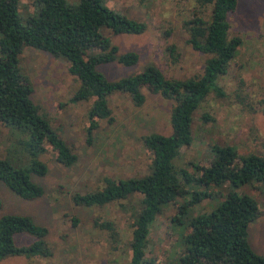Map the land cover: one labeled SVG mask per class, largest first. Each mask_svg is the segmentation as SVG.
<instances>
[{
    "label": "trees",
    "instance_id": "trees-1",
    "mask_svg": "<svg viewBox=\"0 0 264 264\" xmlns=\"http://www.w3.org/2000/svg\"><path fill=\"white\" fill-rule=\"evenodd\" d=\"M104 1L77 0L76 4L68 5L64 0H33L36 11L22 22L17 14L19 0H0V126L21 136L19 145L29 156L27 168H15L0 159L1 184L22 200H36L43 191L31 180V175L42 177L47 172L38 159L45 145L55 152L60 165L69 167L76 162V156L38 114L31 100L32 87L19 67L23 48H31L67 63V73L77 83L70 102H91L86 112L89 138L100 121L112 122L108 99L115 93L125 94L135 107L144 102L142 89L171 104L169 134L150 133L139 139L149 157L145 175L117 180L104 178L99 189L71 196L75 206L84 208H102L113 203L121 206L120 202L138 196V209L131 214L127 264L148 262L144 252L150 227L163 206L182 198L178 213L187 215L191 208L212 199L215 187L225 184L233 190L208 212L188 218L180 237L177 261L179 264H264V257L253 252L247 240L249 224L258 219L261 210L252 197L234 192L241 186L256 184L264 195V153L239 155L229 145H215L208 163L195 166V174L176 170L172 163L180 149L191 143L195 111L210 94L221 95L215 82L226 72L240 43L237 37L228 36V19L236 10L237 0H190L181 29L185 44L206 57L199 75L168 78L148 64L137 73L114 81L108 80L97 67L112 63L132 67L138 56L120 52L109 35H141L146 25L113 11ZM166 53L175 62L174 45H167ZM260 113L264 117V107ZM186 185L193 186V190L189 192ZM93 224L113 240L115 234H111L110 222ZM23 233L31 236L33 242L26 247L16 246L13 237ZM46 236L47 230L29 216L3 215L0 261L12 256L47 258L51 251Z\"/></svg>",
    "mask_w": 264,
    "mask_h": 264
},
{
    "label": "rangeland",
    "instance_id": "rangeland-1",
    "mask_svg": "<svg viewBox=\"0 0 264 264\" xmlns=\"http://www.w3.org/2000/svg\"><path fill=\"white\" fill-rule=\"evenodd\" d=\"M68 5L77 0H64ZM113 11L142 22L141 35H115L110 40L122 53L138 56L136 65L123 67L116 63L101 65L97 70L108 80L130 76L150 64L166 77L186 79L199 75L205 56L191 50L184 42L181 21L190 0H105ZM33 0H19L17 14L22 20L34 14ZM228 36L240 41L226 72L215 84L221 95L210 94L192 117V140L182 147L172 161L176 170L195 174L196 165H206L213 146L229 145L239 155L264 153V1L237 0L235 12L228 19ZM169 35L166 36L165 33ZM175 47V62L167 56L166 46ZM20 71L32 87L31 100L38 114L56 132L76 156V162L62 166L55 160L49 145L39 156L47 172L31 180L42 188L40 198L22 200L12 195L0 182V217L7 214L29 216L47 230L45 238L51 255L47 258L7 257L0 264H127L129 259L131 214L138 209V196L120 204L102 208H84L71 202L73 194L93 192L102 187L103 179H126L146 174L149 157L140 137L150 133L169 134L171 104L145 89L144 102L133 106L130 99L115 93L108 99L112 122L100 121L89 138L86 134V112L91 102L71 103L77 83L67 73V63L31 48H23ZM205 115V118L202 116ZM21 136L0 126V159L15 168H27L29 156L19 145ZM190 192L193 186L186 185ZM229 185L213 189V197L191 208L187 215L178 213L180 198L161 208L150 227L144 257L146 264H179L180 237L191 215L208 212L225 194ZM252 197L261 210L249 224L247 240L256 254L264 257V195L256 184L234 190ZM184 200L186 198L184 197ZM110 222L113 240L108 233L94 227V222ZM16 246H29L33 239L23 233L13 237Z\"/></svg>",
    "mask_w": 264,
    "mask_h": 264
}]
</instances>
